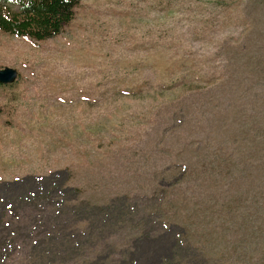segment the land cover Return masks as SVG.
I'll list each match as a JSON object with an SVG mask.
<instances>
[{"label": "rangeland", "instance_id": "rangeland-1", "mask_svg": "<svg viewBox=\"0 0 264 264\" xmlns=\"http://www.w3.org/2000/svg\"><path fill=\"white\" fill-rule=\"evenodd\" d=\"M241 1L81 0L50 38L0 30L17 71L0 85V264H264L246 243L264 217L232 202L259 189L213 185L190 149L221 133L208 112L242 111L221 43Z\"/></svg>", "mask_w": 264, "mask_h": 264}, {"label": "trees", "instance_id": "trees-1", "mask_svg": "<svg viewBox=\"0 0 264 264\" xmlns=\"http://www.w3.org/2000/svg\"><path fill=\"white\" fill-rule=\"evenodd\" d=\"M80 1L0 0V30L36 40L50 38L59 34L62 27L72 19L74 7ZM241 2L240 11L245 16L236 17V22L226 23L232 28L239 26V29L237 33L221 39V43L227 45L224 61L226 67L230 66L229 74L232 77L233 89L229 92L244 100L242 111L208 112L206 119L209 117L212 122L206 123L207 129L219 130L221 133L207 140H195V145H191L190 149L194 156L204 160L202 174L213 185L225 186L229 185L230 181L245 183L249 181V184L259 189L258 193L250 194L248 193L250 187L246 186L243 189L236 187L232 192L235 196L232 202L237 205L250 202V206L258 212L259 219L260 215L264 217V0ZM10 5L15 9L8 11L7 7ZM226 82L221 78L211 87L213 81H207V87L199 88L194 93L201 97L213 96V92L223 87ZM181 85L184 86L183 83ZM191 89L194 90L193 87ZM227 89H230L228 85ZM211 98H214L211 100L212 104L221 109L223 103L218 102L219 97ZM255 104L258 107L257 111L254 110ZM223 108L227 110L232 107L226 101ZM234 108L237 109L236 106ZM183 123L184 120L179 119V124ZM187 165L184 162L177 164L182 173L187 171ZM239 179L242 181H238ZM190 183L194 187L190 191L191 196L193 194L196 196L197 183L194 180ZM179 194L185 195L181 189ZM225 196L226 194L218 195L219 202H222ZM199 202L200 200H196V203ZM154 210L155 213L152 214L156 216L153 218L157 221L166 220L164 208L160 206ZM244 210L245 208L242 209V213ZM245 212L247 216H240L239 221L247 225L251 220L248 215L251 217L254 211L246 209ZM249 235L253 237L246 243L252 246L257 254L264 255V229ZM262 260L264 261L263 258Z\"/></svg>", "mask_w": 264, "mask_h": 264}, {"label": "water", "instance_id": "water-1", "mask_svg": "<svg viewBox=\"0 0 264 264\" xmlns=\"http://www.w3.org/2000/svg\"><path fill=\"white\" fill-rule=\"evenodd\" d=\"M17 78V71L12 67L0 68V84H11Z\"/></svg>", "mask_w": 264, "mask_h": 264}, {"label": "flooded vegetation", "instance_id": "flooded-vegetation-1", "mask_svg": "<svg viewBox=\"0 0 264 264\" xmlns=\"http://www.w3.org/2000/svg\"><path fill=\"white\" fill-rule=\"evenodd\" d=\"M30 195H32V196H34V194H30ZM24 199V200H27L28 199V197H26V196H22V197H20V199ZM30 200V199H29Z\"/></svg>", "mask_w": 264, "mask_h": 264}]
</instances>
